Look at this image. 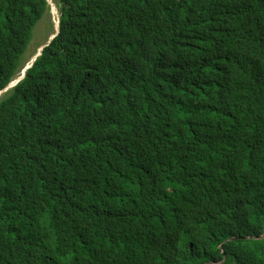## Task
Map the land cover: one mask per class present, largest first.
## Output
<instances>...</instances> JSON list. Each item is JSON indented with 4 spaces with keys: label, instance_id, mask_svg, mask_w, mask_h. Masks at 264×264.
<instances>
[{
    "label": "trees",
    "instance_id": "1",
    "mask_svg": "<svg viewBox=\"0 0 264 264\" xmlns=\"http://www.w3.org/2000/svg\"><path fill=\"white\" fill-rule=\"evenodd\" d=\"M48 2L0 0V94ZM61 4L0 101V264H264V0Z\"/></svg>",
    "mask_w": 264,
    "mask_h": 264
},
{
    "label": "rangeland",
    "instance_id": "2",
    "mask_svg": "<svg viewBox=\"0 0 264 264\" xmlns=\"http://www.w3.org/2000/svg\"><path fill=\"white\" fill-rule=\"evenodd\" d=\"M48 3L50 10L32 32L31 41L22 57L23 65L28 64V62H32L42 48L48 44L49 40L59 30V23L63 8L61 0H49ZM21 77L22 73L14 82L13 87L19 82ZM5 95L6 94L0 96V101L3 97H5Z\"/></svg>",
    "mask_w": 264,
    "mask_h": 264
},
{
    "label": "water",
    "instance_id": "3",
    "mask_svg": "<svg viewBox=\"0 0 264 264\" xmlns=\"http://www.w3.org/2000/svg\"><path fill=\"white\" fill-rule=\"evenodd\" d=\"M59 33V30L57 31V33L50 39V41L48 42V44L44 47V48H46L47 46H49V44L51 43V41L55 38V36H57V34ZM44 48H42V50L37 54V56L32 60V62H30L28 65H26V67L23 69V71H22V77L19 79V82L15 85V86H17L21 81H23V79L25 78V76H26V72H27V70L28 69H30L32 66H33V64H34V62L37 60V58L38 57H40L41 55H42V51H43V49ZM13 84H14V82L12 83V85L9 87V89H7L5 92H3V93H1L0 94V96L1 95H3V94H8L14 87H13ZM12 88V89H11Z\"/></svg>",
    "mask_w": 264,
    "mask_h": 264
},
{
    "label": "clouds",
    "instance_id": "4",
    "mask_svg": "<svg viewBox=\"0 0 264 264\" xmlns=\"http://www.w3.org/2000/svg\"><path fill=\"white\" fill-rule=\"evenodd\" d=\"M49 41H50V40H49ZM40 49H41V48H40ZM43 50H44V49H43ZM29 63H30V62H29ZM29 63H28V64H29ZM28 64H27V65H28ZM25 67H26V66H25Z\"/></svg>",
    "mask_w": 264,
    "mask_h": 264
}]
</instances>
